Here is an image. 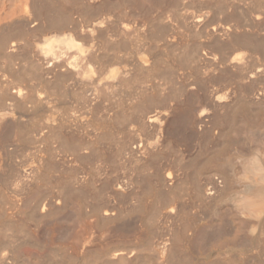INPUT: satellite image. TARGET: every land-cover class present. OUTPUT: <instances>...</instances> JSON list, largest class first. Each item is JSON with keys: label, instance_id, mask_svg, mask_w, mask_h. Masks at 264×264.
<instances>
[{"label": "bare ground", "instance_id": "1", "mask_svg": "<svg viewBox=\"0 0 264 264\" xmlns=\"http://www.w3.org/2000/svg\"><path fill=\"white\" fill-rule=\"evenodd\" d=\"M117 1L119 0H0V264H54V259H58V262L56 260L58 264H264V63L259 62L261 57L253 56L250 53V55H246V53L242 50V48H245V50L258 48L259 46L264 44V41L262 38L258 40L257 37H253L252 34L245 35V33H248L247 29L245 33L242 31H239L241 33L237 32L236 28L231 26L233 25V23L231 25H228L230 21L233 20V18L227 25L224 24L228 22L227 18L223 20L224 23L222 24V20H220L221 22L219 21L220 24H218L216 21L215 23H217L218 25H214L213 23V26H211V28L207 27L209 29L206 31L207 33H204L207 36H204L208 40L206 42L211 41V43L213 42L212 39H224V49L227 52L225 53L223 50L224 54H221L222 56L220 54L218 55L219 51L216 52V55H218V57L221 56V64L219 66L222 67H220L222 71L217 69L216 70L220 72L225 71L224 73L228 71L230 75L232 74V76H230L221 73V75L227 77L225 78L226 80L229 76L233 77V74H235V76L237 75L239 78L238 80L237 78H235L237 80H235L236 86H232L233 83H230L232 81L231 78V81H229L231 86H227L224 82L225 85L220 84L217 88L211 87L210 89V86L208 87V84H205V81L202 80L203 78H205L204 75L206 74L202 75L204 77H202L201 80L199 79L200 81L198 80L200 84H202L201 81L204 84L198 85L195 82L196 78H192V75L190 73H187L186 71L187 74H190V78L194 79V82H191L195 84V86H190L191 82L189 83V85H187V81L190 78L188 79L187 77H185L187 74L184 76V73H180L182 71L178 72L176 71V69L175 71L180 73L178 74L179 76L182 75L184 76L183 78H187L186 82L184 79V82L187 83L186 87L190 86L189 88L187 87L183 89L184 82H182V76L179 77L182 80H178L180 82L176 81V78L174 77V80L171 81L172 78L169 77L168 72L170 71L172 72V74H174L172 71L173 69H171L173 66L171 67V65H169L168 67V61H166L167 65H163L162 67L164 68H162V63L165 64V62L162 61L160 62L161 65L157 66L160 69V71L158 72H160L161 74L162 69L166 68L168 71V68H170L171 70H169L167 74L165 73L163 79L167 76L168 77L163 81H166V79L168 78L170 79L167 80L169 83L165 82L166 84L162 83L161 80V82H158V77L161 78L163 75L160 76L158 72H155L153 73L155 76L156 74L159 75L158 77H155L157 78V82L160 85L165 84L167 86V84H169L170 86V83L172 84L174 83V81H176L179 83L177 84V86H183L182 88L180 87L181 89H183L180 91V93H178V91H171V94H162L161 92H163V90H166L165 88L168 89L169 86H165V88L162 90L160 88L162 87L161 85L159 87L162 90L161 92L160 89L158 90V87H155L154 89L152 84L156 79H152L153 81L151 82V80L149 79L150 77L147 76L150 73L148 72V70L146 71V69H150L149 71H151V68L154 69L153 67L155 66L147 68L148 65L145 55L146 53H144L143 51L142 53L144 54H142L140 57L138 55L140 53L137 52L142 48L141 46H146V41H151L152 43H154L156 38L158 39L157 33L159 34V36L163 32L166 33L164 28L162 30L160 29L161 26H164L159 23L161 26L159 25V28L158 26H156V28L158 29H156L157 33H155L154 38L152 37L154 39V42L152 41L153 39L151 37V40L149 41V36H151V33L152 36L154 35L153 32H151L153 31L151 30V28L154 29L155 27L150 26L151 28H148L147 30V25L150 23V21L152 20V22H154L155 20H159L158 22H161L162 13L166 12L165 10L167 8H169L168 11H170L171 9L173 11L174 6L173 8H171L172 4L178 1L182 2L183 0H121V5L122 2L126 3L123 4V6L126 5V7L130 9V12H127L129 14H127L128 16H130V14L132 16L139 15L137 18L136 16L133 17L135 20L138 18L140 20L141 15V20L144 19L143 22L146 20V23L150 20L149 23L146 24V27L144 25L142 28L139 26L140 24H143L141 23V20L140 24H138V21L135 22L136 24H138V27H140L142 30H146V33L148 32L149 35L148 37H144L145 32L144 35L141 34L143 31L140 34H137L143 36L142 38H146L148 40L144 41V39H142L144 42H139L140 44H144H138L141 47L138 48L137 52L135 51L138 56L134 55V57L131 54V57L140 58V66L146 67L145 70L144 68H142V70L148 73L146 74L145 72L146 75H144L147 76L146 78H148L149 80L145 79L144 76L143 79H145V82H147V84H144V81L143 84L141 83L142 86H146L144 87L146 88V92L145 89L142 88V86L140 87L141 84L139 85V83L142 82V77L140 78V75L144 73L139 71L140 75L138 74V76L141 81L139 80V82L138 80H136L137 82L133 84L136 85V83L139 82L138 85L140 89L138 87V89L132 88L131 84L133 81L131 79V83L128 86L130 87V90L134 89L135 91L132 90V94L130 93V91L127 92V96L128 93H130L129 95H131L130 100L128 98L129 96L126 97V94L124 95L126 98H128L127 101H137V104L134 101V106L136 104L135 108L137 107L139 113L132 107L129 108L130 105L128 104L127 108H129L130 111L132 109V113L135 112L136 114L138 113L140 115L138 116L139 118H137L138 122L134 123H137V125L139 123L142 128H139V130H143V127H146V131L144 130L146 133L143 134L141 130L139 131L141 132V134L139 133L140 135L146 134V143L144 141L143 142L145 144L138 143L140 140L138 139V142L133 146L132 144L127 143L125 139V142L123 141L124 143L121 142V144L119 143L120 139H118L119 141L117 140V144H121L120 146L118 144L119 151L121 153L120 155H118L119 151L116 147L114 148L117 150V154H115L116 152L114 149L113 151L111 150L112 148L108 147H112V143L110 142L113 141H111V139H113V136L110 138L105 134L107 132H101L104 137L96 136L97 134H100V129L99 132H95L94 135V131L91 133V131L93 130V125L89 129L92 128V130H90V133L93 134L94 139L95 136L96 139L97 137H99L98 140L101 139V143L102 141H104V139L102 140V138H106V136L107 139L110 138V141H108L110 145H108L109 143H106V146L108 145L107 147L111 150V152L113 151L115 155H113V152H105L108 153H106L108 156L112 154L113 157L111 155L110 156L113 161L115 160L113 159L115 158V156L116 158L120 159L121 155L123 154L126 156L125 158L128 157L127 160L129 162L132 163L133 161L136 165V169H134L135 167L133 166L128 169H134V171L131 170L130 173L136 172L137 170L135 174L139 173V177L128 178L127 176L128 179H126L125 169L128 167L127 164L129 162L124 159L127 162V167L125 165H122L123 162L120 165L118 164L119 166H117L116 162L118 161L117 163H119V159L117 161L115 160V170H117V167H120V169L122 166L126 167L121 169L123 170L122 172H120L121 174L115 171L118 175H122V173L125 172V176L123 175V178L125 177V180L121 178L122 181H118L116 183L114 182L115 184L113 183V180H111V178L113 179L115 176H117V174L115 173L116 175L114 177H109L111 175L109 173V167L112 164L108 168L105 166L106 170L108 169L109 171H106L104 173L110 174L108 177L114 184V193L117 194V196L122 194L126 196L125 192L131 191L129 196L127 194V197H130L133 191L137 192L138 196L135 194L137 197L135 196L136 200H134L136 201L135 203L137 205L135 206L134 204H132L134 201H130L129 204H131L132 207L130 206V209L128 208L129 210H124L123 212L121 211L122 208L120 207V209L118 208V206L116 208L115 204H110V207L107 206L106 208H96L93 202L96 198L93 197V200H91L90 197H92V195H90L89 198H87L86 195V200H90L88 205L93 202L91 209L95 207L96 210L94 213V217L91 213H89L94 218V222L90 220L91 216L88 218L85 215V219L88 218V222L90 220V222H92V224L96 226V228L99 226L101 233H99L96 237H90L89 234L88 237L82 241L81 245L76 243L74 239V241L69 240L70 234L68 232H65L66 227H68L67 217L69 216L70 218V216H72L71 214H69V212L71 211L70 208L71 205H73V201L76 202L75 199L77 200L78 198L80 200L81 197V194L79 193L80 191H78L77 195H75L76 190H72L73 192H75L73 194L77 198H75V196H73V194L71 193V186L73 185L71 184V182L74 181V179L71 181L70 176H72V172H75V180L83 182L84 177L82 175L84 173H82V171V175H80L81 170L79 171V169L87 162L91 163L89 161L94 160L89 159L91 156L87 158V161L84 158L86 157L87 152H82L81 149H84L83 146L85 145V143H83V146L80 147V152L77 151L78 154H76V151H74L76 150V148L70 149L74 146L77 139L74 140L73 137L70 136L68 116H73V114L68 115L67 112L71 111L72 109H67L68 107H71L67 104L65 105H67L68 107L63 105L64 100L67 99L66 97L68 96L70 90L78 91L82 89V87H84L83 84L87 81L86 79L90 80V72H94V74H92L93 76L96 74V70L98 72V75H96L99 76V82L97 83V87H95L96 84L94 83L95 88L92 89L95 91L97 90V95L99 94V91L102 92L100 94H103V91L106 90L107 92V89H110V87H116L118 89L119 86L121 87L123 85L122 90L121 88H119L122 92L123 89H125L124 87H126L125 82L130 76L128 72L131 69H133V71H130L132 72L131 78H133L134 81L136 79V76L132 77L136 75L135 71L137 72V69L134 71L136 67L135 65L131 69H128V67L127 69L126 67L117 68L119 64L117 63V65L116 62L119 57H116L114 61L115 63L112 61V59L117 56L115 55L116 52L114 51L118 47L117 44L119 43L112 42L113 36L117 35V38L118 35H120V31L118 32L119 34H117L114 30L116 35L115 33L114 35H112L111 32H105L104 30L105 26L107 27L108 25L112 24L113 13L116 12V15L118 13H120L118 15H122V9H120L122 7L121 5H119L120 2L119 4L117 3L116 8H118L117 6H120L119 9L121 11L116 9L118 10V13L117 11L112 13V6H114ZM188 1L192 4H199L206 8L205 10L198 9L199 11L195 12L193 15L190 14V17L192 16V21H190V23L192 22L195 27L199 26L200 28H202V26H209L208 23L211 21L210 19H208L210 16L209 10H207V8L209 7L211 9L213 7V4L214 6H216V3H219V1L221 0ZM211 2L216 3H213L211 5L212 7H210L209 4ZM222 3L224 2L222 1ZM170 5L171 7H169ZM221 5L223 6L224 4ZM124 10L122 12L123 14ZM153 12H155L156 14H160V17L158 15L157 17H159L161 20H157V18L155 19L154 17L153 21V19L150 18V16L154 14ZM167 12L166 14H168ZM156 14H154L153 16H155ZM164 14V17L162 18L168 17H165ZM132 16H130L128 19L132 20ZM142 16L144 17L142 18ZM169 16H171V14ZM120 17L122 18V16ZM123 17L124 18L122 22L121 19L120 22L123 23L122 28L123 30H125L124 32L127 33L128 30L132 32V30L134 31L135 29H137V27H135L134 29L130 28L131 25H124L126 22L124 20L125 16ZM129 22L130 21H128V23ZM158 22L155 23L158 24ZM231 22L237 23L238 21L233 20ZM118 23H116L117 26ZM116 24H112L111 26H116ZM152 24L154 25V23ZM210 25H212V23ZM240 25H242V23H240L239 26ZM245 26L244 28H246ZM110 27L106 29L109 30ZM187 27L190 30L192 28H189V25ZM204 27L202 29L206 30V28ZM112 29H110V31ZM159 29L161 31H164L159 33ZM188 29L186 28L187 31H189ZM195 29L197 31V27ZM123 30H121L122 33ZM156 30H154V32ZM204 30H200V35H202V32H204ZM101 31L106 33L105 36H102V34V37H99V39H101L99 40L97 38L98 40H96V37H98V34L101 33ZM140 31L141 30H139V32ZM196 31H194V33L192 34H197L198 32L196 33ZM248 31L250 32V30ZM134 32H136V30ZM251 32H253V30ZM128 33L130 34V32ZM171 33L173 32L169 33V37L171 39L170 35H172V39L174 40V33ZM199 33L198 36L194 35L196 37H192L194 39L200 37ZM242 33H244V35H242ZM175 34L178 35L179 32ZM179 35L181 37V34ZM185 35L186 34H184V36ZM163 36H160V38H163ZM235 36L237 38H234ZM188 37H190V35ZM116 38H114V40ZM166 38H168V34L167 36H164L163 40H165ZM137 39L141 40V37H137ZM170 39L168 40L169 42L172 40ZM181 39L184 40L183 38ZM199 39H201V37ZM260 40L261 42H259ZM109 41L116 44H113V47L116 46L115 49H111L112 45H109L111 43ZM119 41L121 42L123 40L121 39ZM158 41L159 40H156V43ZM186 41L188 40L185 38V42ZM198 41L201 42L202 40ZM176 42L177 41L175 40L174 44L172 42L168 43V48L170 49L169 46L173 44L174 47L171 46V50L173 49L172 51H174L175 44H177L179 41L177 43ZM185 42L181 43L182 46H185L187 44ZM190 42L192 41H189V43ZM216 42L218 41L215 40V43ZM203 43L206 45L204 40L202 44ZM129 44L132 45L131 42ZM181 44L179 45L181 46ZM194 44L195 43H193V45ZM197 44L199 45H194L196 47L195 50L193 49L194 46L190 44L188 45V47H193L190 49H192V51L194 50L195 54L197 53V55L199 54L198 51H200L201 48L204 51V49L208 46L211 47L212 51H214L217 50V46L220 45L219 43H217L219 45L216 44V49L211 44H209L211 46H203L200 43ZM212 44H214V42ZM147 45L149 44L147 43ZM155 45L156 46L154 47L157 48L158 44ZM179 45L178 47L180 48ZM104 46H106L107 49L104 50ZM125 46L126 44L124 45V47ZM263 46L264 45L261 46L262 49L261 47H259L261 50L258 48L259 51L257 52L264 50ZM147 47L148 46H146V49L149 48ZM150 47V49H152V45ZM188 47L186 46L185 50L187 49V51H189ZM101 48H103L104 52L109 48V51L113 50L112 54L115 56L111 59L110 56L113 55L111 54L109 56L107 54L112 62L109 60L108 61L110 62V64H114L113 66H115L116 64L117 67L115 66V68H112L111 65V68L109 66L106 67H109L108 69L104 68L108 63L104 62V64H102V61H106V58L108 57H106V53L101 51ZM150 49H148L149 52ZM162 49L161 52H167V55L168 51H171L167 48V51H165V49ZM208 49L209 48H207V50ZM98 50L101 51L102 54L104 53V56L106 57L105 59L102 54H99V56L96 54L99 53ZM129 51H127V53ZM169 53L171 54V56L173 55V53L174 55L176 53V56L179 54L177 51ZM170 54L168 55V57L170 56ZM186 54H188L186 57L189 60L188 56L189 54H191V52H188ZM193 54L192 56L194 57L195 55ZM201 54L203 55L202 57H210L211 60L208 58V62L212 61L213 63L214 60L217 61L216 58L218 57L215 55V51L214 54L212 52L209 53V51H204ZM255 54H258L257 56H259V53ZM197 55L195 56L198 60V62L196 63L199 64L200 61L201 64V61H203L205 58L201 59V56ZM100 56L102 60L97 63V59H99ZM125 57L124 60H126L128 63L127 59H129L130 57L128 56L129 58L127 57V59H125ZM263 57L264 55L262 56V58ZM154 59L151 60L154 61ZM170 59H172V57ZM176 59L177 58L175 57V60ZM182 59L185 60V56ZM192 59L190 58L191 61ZM130 60L133 61V58H131ZM120 61H122V59L118 62ZM191 61L188 62L190 63ZM188 62L186 63L189 64ZM217 62L219 64V61ZM217 62H215L214 64H216ZM177 64L179 65V63ZM191 64L189 67L195 65L194 64L191 66ZM197 64V68L195 66V69L200 71V69L198 68L199 65ZM202 64H204V66L206 65V63ZM137 66L140 67L139 65ZM207 67L209 68V66ZM155 69L153 71H155ZM205 69L207 68H204L203 71ZM138 70L140 69L138 68ZM165 70H162V72H165ZM86 72L89 73L87 74L89 78L87 77ZM170 72L169 74L171 76L172 74ZM211 72H208V74H210ZM220 72H217V75H220ZM214 73L216 74V72ZM154 75L151 77L154 78ZM178 75H176L177 78ZM199 76H201V74H199ZM85 77L87 78L85 79ZM215 78L216 77L214 76L213 79L215 80ZM221 78L223 77L220 76V81L225 80H221ZM84 79L86 80L85 82ZM228 80H230V78ZM208 81L209 83H212L209 79ZM208 81H206V83ZM181 82L183 83V85L181 84ZM126 83L128 84L129 82L127 81ZM226 83H228V81H226ZM87 84H89L88 81L86 85ZM215 84L212 83L213 87L214 85L217 86L218 83L215 82ZM89 85H91V83ZM203 85H206L207 87ZM173 86L174 84H172V89ZM197 86L198 88H196ZM116 88L115 92L116 94H118ZM156 88L158 90L156 92H160L161 95H164L163 97L159 95V93L155 92ZM174 89H177V87H175ZM112 90L114 89L112 88L110 92ZM72 91H70V95L74 93H72ZM106 92L102 97H107ZM164 93L166 92L164 91ZM122 94L123 93H121L120 96L118 94L117 96L121 98L123 97ZM78 96L77 99L81 98L80 96ZM83 96L84 94L82 95V97ZM145 96L146 101H144ZM102 97L100 99H102ZM74 98H76L75 95ZM93 98L91 97V102L92 100H94ZM120 98L117 99L119 103L122 101V99ZM88 99L86 98V100ZM116 99L110 100L114 102L116 101ZM57 101H61L62 106H57ZM71 101L73 102V100ZM81 101L83 102V105H85L83 98ZM98 101L99 102H97L96 100L97 103H102L103 99L102 102H100L101 100ZM91 102L87 101V103H89L90 105ZM118 102H114V105H119ZM95 103L92 102L93 105ZM108 103L106 102L105 104L107 106V110H109L108 108L111 106L110 105L108 107ZM121 103L126 104L125 101ZM130 103L131 106H133V102H129V104ZM76 104L71 105L75 106L76 108ZM118 105L117 107H119V109H123V106H121L120 108V106ZM73 106L71 108H74ZM80 107L78 108L80 109ZM145 108L146 110L147 108H151L153 110H151L150 112L147 111L145 115L142 114ZM79 109H77V113H79ZM82 109H86V106H84ZM91 109H93V106L91 107ZM117 109H115V111ZM81 111L80 114L83 113ZM88 111L90 110L88 109ZM102 111L100 110L101 114H103ZM115 111H113L112 113H114ZM104 113L106 115L103 114V116H107V113ZM112 113L109 112L110 115ZM114 114L111 116H114ZM126 114H128V112L125 113V116H123L124 113L123 115L119 113V118L123 116L127 119L129 115H132L128 114L127 116ZM93 115L96 116L97 114L93 113ZM93 115L91 116L93 117ZM110 115H108L109 118L111 117ZM133 115L129 117H132L134 121ZM78 116L80 115L78 114ZM123 117L120 119V121L123 119ZM103 118L108 119V121H112L115 119L114 118L112 120H109V118L107 117ZM103 118H101L100 120H102ZM119 118L117 119L118 121ZM130 118H128L129 120L127 119L128 123L129 121L133 123L132 118ZM95 119L93 120L97 123L98 120L96 121ZM126 119L122 120V125H120L121 127L123 125L127 126V122V124H123V121H126ZM82 120L84 119L82 118ZM80 121V119L79 122L77 120L79 124ZM77 122L76 124H78ZM87 122L89 121L87 120ZM84 123L88 124L86 123V121H84ZM115 123V125H119V123ZM105 125H107L106 127H108V124L106 123L104 125H101L100 127H104ZM70 126L72 127V124H70ZM88 126L91 125L88 124ZM120 126H118L117 128H119ZM130 126L133 128L131 124ZM127 127L123 128L126 129ZM85 129L87 130L88 128ZM125 129L123 130L126 131L127 129ZM94 130L96 131V128ZM74 131L75 130H73V132ZM101 131L103 130L101 129ZM121 131L119 133H121ZM112 133L113 135L116 134L114 133V131ZM130 133L131 131H129V134ZM80 134H82V132ZM120 135L118 134V136ZM132 135L133 134H131V136ZM93 136L90 135L89 138ZM134 136L136 135L134 134ZM70 139H72L73 143L75 142L73 145ZM78 139L80 140L81 137ZM132 140L134 142V138L130 141ZM191 140L194 141L193 143L195 148L193 149V151H190V153L189 149L192 150L191 148H193V146L190 148L187 145L192 144ZM81 141L84 142L85 139H81ZM99 142L97 141V143ZM129 144L132 146H129ZM103 146H105V144ZM74 147H78V144H75ZM87 147L92 148L91 143L89 146L87 145ZM107 147H105L106 149H104L107 150ZM95 149H98V153L101 152L98 147ZM104 149L102 150L104 151ZM71 150H73L74 153L71 152ZM93 151L94 150H92V152ZM81 152L82 156L84 154V157L82 158L85 159L84 161H86V163L84 161H81L80 157H76V155L81 156L79 154ZM71 153H73L75 157L77 159L79 158V161H81H78V165L82 162L85 163H82V166L77 168V171H75V165L77 164L75 162L77 161L74 158L73 162L75 161V164H73L70 158ZM98 153L94 154L96 155V159L97 156L100 157V153ZM73 154L72 156L74 157ZM107 155L105 156L103 154L102 156L106 159ZM117 155L119 157H117ZM123 155L121 161H123ZM108 159L110 160L109 163H111L112 160L109 157L107 158V160ZM106 161L104 163L107 164ZM93 163L96 162L94 161ZM130 164L128 165L130 166ZM137 164H139L140 166L146 165V169H144V172L146 171V175H144L143 171L141 173L138 172L141 169H137ZM96 165L98 166H96L97 168H100L99 164ZM89 166H91V169L93 168L92 165ZM113 166L111 167L113 168ZM69 168H71V172ZM103 168L104 167H102V170ZM81 169L86 168L82 167ZM90 170H88L87 168L86 171L88 172ZM99 170L98 174H100L101 171ZM101 172L103 173V171ZM78 173L80 176H78ZM89 173L91 176H96L94 172V175L92 174V171ZM106 175L105 177H107ZM101 176H103V179L106 180L104 175L101 174ZM117 177L115 181H117ZM85 179L89 183L90 180L87 179V177H85ZM95 179L96 178L92 179L94 183ZM119 179L120 178L118 177V180ZM96 180L98 182V179ZM104 180H102V182ZM91 181L89 184H93V182ZM102 182L94 184L96 185L95 187L98 186L100 188ZM105 182V185L102 184L104 185V187L108 185V182L107 185ZM92 184L90 188L93 187L94 189H97V191L100 190L98 188H95L94 185L92 186ZM109 186L110 185L107 186L108 188L106 187V191L112 188H109ZM104 187H101L103 188V191L100 190L101 194H103L105 191ZM114 193L112 192V195L115 196ZM97 194L99 195V193ZM107 194L105 195L107 196ZM98 195L96 197H98ZM107 197L105 198L106 200ZM131 197L129 199L126 198L127 202L134 196L132 198ZM79 200L77 202H79ZM86 200H84V203L87 204L88 201ZM106 200L103 201L105 202V205L109 204V199L107 202ZM80 202L79 204H75V206H80L81 204L83 208V201L81 203ZM80 207L78 209L79 212ZM83 211L84 210H82V212ZM78 218L76 217V219ZM70 225L72 226V224L69 223V228L73 230ZM39 229H42V231L44 230V235L41 233V239L38 238L39 236L41 237V234H39V236L37 237V232L39 231ZM90 230H92V228H90ZM74 231L75 230H73V232ZM73 232H71V234ZM81 234H83V231L81 232ZM73 236H75V234H73ZM73 236L70 235V238H73Z\"/></svg>", "mask_w": 264, "mask_h": 264}, {"label": "rangeland", "instance_id": "2", "mask_svg": "<svg viewBox=\"0 0 264 264\" xmlns=\"http://www.w3.org/2000/svg\"><path fill=\"white\" fill-rule=\"evenodd\" d=\"M183 1H184V2H183ZM183 1H182V2H181V1H178V2H176V3H173V4H172V7H171V5H170L169 7H171V8H173V6H174L173 11H172L171 8H170V9H171V10H170L171 12L168 11L169 8H167V9L165 10L166 12L168 11V12H167L168 14H169V12H170L171 16H169L170 14H169V15L166 14V12H164L165 14L162 13V15H161V19H162V21L164 20L163 23H162V21H161V22H158V21H159L158 19H160V18H159V17H160V16H159L160 14H158V13L156 14L155 12H153V13L156 14V15L153 16L154 14L152 13L153 15L150 16L151 19H153V18L155 17V19L157 18L158 21H156V20L154 21V19H153L154 22H152V20H151V21L149 20L150 23H149V21L146 23V20L143 22L144 19L141 20V15H140V20H141V23H143V24H140V20H139V18L135 20L134 17H133V16H136V18H137L139 15H133V16H132V15L130 14V16H132L133 18L131 17L132 20H129L128 18H129L130 16H128L129 14H128L127 12H130V9L127 8L126 5L123 6V4H126V3H123V2H122V5H121V0L117 1V2L114 4L115 7L112 6L113 9H111L112 7L109 8V9L112 10V13L115 12V11H117V13H118V10H120V9H122V12H123V10L125 9V10H124V14L121 12L122 15H118V14H120V13H118V14H117L118 16H117V15H116V12L113 13V16H114V17L117 16V17L114 18V17L112 16V19H113L112 24H116V23L119 22V23H118V26H117V24H116V26H114V25L111 26L112 24H110V25H108L107 27L105 26V29H104V30H105V32H106V31H108L109 33L111 32L112 35H114L115 32H116L117 34H119L118 32L120 31V35H118L119 38H118V37L116 38L117 35H116V33H115L116 36H113V41H112V42H115V43H118V42H119L118 44H120L121 46L117 44V46H118L119 48H118V47L116 48V46L113 47V44H115V43H112L111 41H109V42H111L110 44L108 43L109 45H112V48L110 47L111 49H113V48L115 49V48H116L114 52H116V53L118 52L117 54L115 53V55H117V56H115V55L112 54L113 50H112V51H111V50L109 51L110 48L104 52V50L107 49L106 46H109V45L104 46V50H103V48H101L102 50L99 49V50L103 51L104 53H106L105 55H106V57H108V58H106V57L104 56V53L102 54V52L98 50L99 53H96V54H97L98 56H99V54H100V55L102 54V56H104V59L106 58V61L103 60V61H102V64H104V62H105V63H108L107 65H105L104 68H105V69H108L111 65H112V66H111L112 68H113V67L115 68V66H116L117 63L119 64V65L117 64V65H118V67L116 66L117 68H119V67H120V68H125V67H126V69H127V67H128V69H131V68H133L134 65H135L137 68L135 67L134 71L137 69V72L135 71L136 75L132 76V77H135V76H136V77H135V78H136L135 81L133 80V78H131V75H132L131 73H132V72H130V71H133V69L129 70V72H128V73L130 74V76H129V74H128V76H129L130 78H129L128 76H127V77H128L129 79L126 77V78H127V81H128L129 83H128V84L126 83V82H127L126 79H125L126 82L124 81L125 84H126V87H127L128 85H130V83H131V79H132L133 82H132L131 86H132V88H134V89H138V88L140 89V87L142 86V84L145 82V79H148V78H146V77L149 76V77H150L149 79L151 80V82H152L154 79H156L155 81H153V82L155 83V85H154V83L152 84V83L150 82V83L152 84V86L154 87V89H155V87H158V90H159L160 88L163 90V89L165 88V86H166L165 84H166V83H169L167 80L170 79V78H168V79H166V81H163V80H164L165 78H167L168 76L165 77L164 79H163V77L165 76V73L167 74V72H168L169 70H171V69H173L172 71H173V73H174V74H172V72L169 71V72L172 74V75L170 76V74H169V72H168L169 77L172 78L171 81L174 80L173 77L176 78V81H178V80L182 81L181 78H183L187 73H190V74L192 75V76H191L192 78L194 77V78L197 79V80L195 79V82H196V84H198V85H202V84H204L202 81H201L202 84H200L199 81L202 79V77L205 76V78H203L202 80L205 81V84H208V87L210 86V87H209L210 89H211V87H212V88H217L218 85H220V84H221V85H222V84H223V85L226 84L227 86H231V84L233 83L232 86H236V81H237L238 78H239L237 75L235 76V74H233V77H230V76H232V74L230 75V73H228V71L226 72V73H228V74L224 73L225 71L220 72V71H222V69H220L221 66H219V65L221 64V63H220V61H221V60H220V59H221L220 57L224 54V53H223V50H224L225 53L227 52V51L224 49V46H225V44H224V39H223V40H222V39H212V41L214 42V44H212L213 42L211 43V41H209L210 43H209V42H206V41H208L207 38H205V36H207V35L204 34V33H207L206 31H207L209 28H211V26H213V23H214V25H218V24H220V22H221L220 20H222V22H221V24H222V23H224L223 20H225V19L227 18L228 22L225 21L226 23H224V24L227 25V24L229 23V21L233 18V20H235V21L237 20L238 22H237V23H236V22L234 23V22H231V21H233V20H231L230 23H229L228 25H231V24L233 23V25H231V26H233L234 28H236V31H237V32L242 31V32L245 33V32H246V29H247V32H248V33H245V35H251V34H252L253 37H255V38L257 37L258 40L262 38L263 41H264V0H259V1H258V0H233V1H232V0H221V1H219L220 5H219V3L213 2V3H216V4H217V5L215 4L216 6H214V4L211 2V3L209 4V6L212 7L211 5L213 4V7L210 9V8L207 6V7L209 8V9L207 8V10H209V16H210L208 19H210L211 21L213 20V21H212V22H211L210 20H209L210 22L208 21V22H209V23H208L209 26H208V25L205 26V27L202 26V28L204 27V28H206V30L200 28L199 26H196V27H197V31H196V29H195L196 27L192 24V22L190 23V21H192V18H191L192 16L190 17V14L193 15L195 12H198L199 10H202V9L205 10L206 8H205L204 6H202V5L195 4V3H193V4H194V5H193V4L190 3L188 0H186V1L183 0ZM222 1H223L224 3H222ZM119 2H120V4H119ZM261 2H262V3H261ZM117 3H118L119 5H121L122 8L119 9L120 6H117L118 8H116ZM221 4H224V5L222 6ZM128 5H129V2H128ZM145 5H146V4H145ZM225 5H226V6H225ZM255 5H257V6H255ZM258 5H259V6H258ZM261 5H262L263 7H262ZM196 6H197V7H196ZM198 6H199V7H198ZM219 6H220V7L222 6V7H221L222 9H221ZM109 7H110V6H109ZM125 7H126L127 9H126ZM180 7H181V8H180ZM203 7H204V8H203ZM216 7H217V9H216ZM258 7H259V8H258ZM192 8H193V9H192ZM116 9H118V10H116ZM181 9H182V10H181ZM198 9H199V10H198ZM212 9H213V10H212ZM113 10H114V11H113ZM127 10H128V11H127ZM220 10H221V11H220ZM222 10H223V11H222ZM251 10H252V11H251ZM120 11H121V10H120ZM125 12H126V13H125ZM256 12H257V13H256ZM127 14H128V15H127ZM163 14L165 15V17H166V16H168V17H166V18H162V17H164ZM253 14H254V16H253ZM256 14H257V16H256ZM157 15H158L159 17H157ZM120 16H122V18H121ZM123 16H125V19H124V20H125V22H126V23H125V22L123 21V22L125 23L124 25H128V26L131 25L130 28H133V29H134L135 27H137V29H135L136 32H134L135 30L133 31L132 29H131L132 32H131L130 30H128V31L126 30L127 33L130 32V34L128 33L129 35H128L126 32H124L125 30H123V28H122V27H123V26H122L123 23H121L122 20H123V18H124ZM152 16H153V17H152ZM221 16H222V17H221ZM246 16H247V18H246ZM255 16H256V17H255ZM261 16H262V17H261ZM118 17H119V18H118ZM143 17H144V16H142V18H143ZM169 17H170V18H169ZM229 17H230V18H229ZM116 18H117L118 20H117ZM131 18H130V19H131ZM150 18H149V19H150ZM167 18H169V19H167ZM211 18H212V19H211ZM221 18H222V19H221ZM120 19H121V22H120ZM161 19H160V20H161ZM177 19H178V20H177ZM250 19H252V20H250ZM127 20L130 21V22L132 21V22H131V23L129 22V23H130V24H129ZM133 20H134V21H133ZM183 20H184V21H183ZM188 20H189V21H188ZM115 21H116V22H115ZM117 21H118V22H117ZM136 21L139 22L138 24H140L139 26H140L141 28H142L144 25H145V27H146V24L149 23L150 25L148 24L149 27H148V25H147V30H148V28H151V27H154V26H155L154 29L151 28V30H153V31H151V32H153V34H154L153 36H152V33L149 31V32L151 33V36H149V41L151 40L152 37L154 38V37H155V33H157V30H158V29L156 28V26H158V28H159V25L162 24L164 27H162V26L160 25V26H161L160 29H161V30H162L163 28L165 29L166 33L168 34V38H166L167 40H166V39L163 40V39H164V36H167V34L163 32L164 30L161 31V30L159 29V31H160L159 33H161V32L164 33V34L161 33L160 36H163V35H164V36H163V38L161 37V38H162V39H161L160 36H159V34L157 33V35H158V39L156 38V40H159V41L156 43V40H155V42H154V39L152 38V39H153L152 41H153L154 43H152L151 41H150V42H151V45H152V49H153V50L150 49V48H151V47H150V46H151V45H150V42L146 41V40H148V39H146V38H142L143 36H141V35H137V34H140V33L143 31L141 34L144 35V32H145V36H144V37H148L149 33L147 32V33H148V34H147V33H146V30H142L140 27H138V24L135 23ZM216 21H217L218 24L215 23ZM219 21H220V22H219ZM114 22H115V23H114ZM155 22H158V24H156ZM187 22L190 23V24H188ZM239 22L242 23V25L239 26V24H240ZM120 23H121V24H120ZM127 23H128V24H127ZM152 23H154V25H153ZM159 23H160V24H159ZM211 23H212V25H210ZM238 23H239V24H238ZM185 24H186L187 26L189 25V28L192 27L191 30L188 29V27H187ZM191 24H192L193 26H192ZM235 24H237L238 26L235 25ZM258 24H259V25H258ZM120 25H121V27H120ZM135 25H136V26H135ZM243 25H244V26L246 25V26H245L246 28H244ZM110 26H111L112 28H114V27H115V28L112 29ZM150 26H151V27H150ZM235 26H236V27H235ZM247 26H248V27H247ZM251 26H253V27H251ZM254 26H255V27H254ZM108 27H110V29H112L113 31H112V30L110 31V29L107 30ZM145 27H144V28H145ZM207 27H209V28H207ZM237 27H238V29H237ZM103 28H104V27H103ZM106 28H107V29H106ZM116 28H117V29H116ZM138 28H140V29H138ZM144 28H143V29H144ZM186 28H187L189 31H187ZM199 28H200V29H199ZM239 28H240V29H239ZM253 28H254V29H253ZM118 29H119V30H118ZM145 29H146V28H145ZM156 29H157V30H156ZM193 29H194V30H193ZM241 29H242V30H241ZM256 29H257L258 31H257ZM114 30H115V32H114ZM116 30H117V31H116ZM121 30H123V33L121 32ZM139 30H141V31L139 32ZM154 30H156V31L154 32ZM178 30H180L181 33H180V31H178ZM200 30H201V31L204 30V32H202V35H203V36L205 35L204 37H203L202 35H200V34H201V31H200ZM248 30H250V32H249ZM252 30H253V32H251ZM167 31H168V32H167ZM176 31H177V32H176ZM182 31H183V32H184V31H187L188 33L190 32L191 34H190V33L188 34L187 32H184V33H183ZM192 31H193V32H192ZM194 31H196V33H197V32L199 33V31H200L199 35H200L201 39H199L200 37H197V38H195V39L193 38V37H196V36H194V35H197V36H198V33H197V34H192V33H194ZM255 31H256V32H255ZM105 32H102V31H101V33L98 34V37H96V40H98L99 37L105 36V34H106ZM170 32H173V33H174L173 37L175 36V37H174V40H173V39H172V35H170V36H171V39H172L174 42H175V40H176L177 42L179 41L178 43L176 42L178 45L181 44V43H184V42H185V38L188 40V41L185 42V43H187L185 46H184V45L182 46V44H181V46H182V47H181V46L179 45L180 48L178 47L177 44H175V50H174V51H175V52L177 51L179 54L177 53L178 55L176 56V53H175V55H174V53H173V55H174L178 60H177V59L175 60V57H174L173 55L171 56V54L169 53V52H174V51H172L173 49L171 50V46H173L174 42H173V41L170 39V37H169V33H170ZM178 32H179V34H181V37H180L179 34H178V35L175 34V33H178ZM131 33H133V34H131ZM173 33H171V34H173ZM239 33H241V32H239ZM244 33H242V35H244ZM102 34H103V35H102ZM122 34L125 35V36H123ZM126 34H127V35H126ZM134 34H135V35H134ZM162 34H163V35H162ZM165 34H166V35H165ZM184 34H186V35H185L186 37L184 36ZM101 35H102V36H101ZM121 35H122V38H121ZM130 35H131V36H130ZM157 35H156V36H157ZM176 35H177V39H176ZM187 35H188V36L190 35V37H188ZM129 36H130L131 38H130ZM178 36H179V38H178ZM182 36H183V37H182ZM192 36H193V37H192ZM128 37H129V38H128ZM137 37H141V40H139L140 38L137 39ZM150 37H151V38H150ZM97 38H98V39H97ZM114 38L119 39V40L122 39L123 41H124V40H125V41H124V42H123V41L120 42L119 40H116V39H115V40L117 41V42H116V41L114 40ZM127 38H128V40H129V39H130V40L128 41ZM159 38H160V39H159ZM181 38H183L184 40H182ZM203 38H204V39H203ZM234 38H237V37L235 36ZM234 38H233V41H234ZM100 39H101V38H100ZM100 39H99V40H100ZM142 39H144V41H146V42H145V43H146V46L149 47V48H148V47H147V48L150 49V52L152 51L151 53L149 52L148 49H146V46H145V45H144L145 48H144V46H141L142 48L139 46V45H143V44H144V43H143V44H140V43H139L140 41H141V42H144ZM169 39L171 40L170 42L168 41ZM179 39H180V40H179ZM131 40H132V41H131ZM198 40H200V41L202 40V41L199 42ZM203 40H204V42L206 43V45H205L204 43L202 44ZM215 40H217L218 42L215 43ZM235 40H236V39H235ZM166 41H167V42H166ZM189 41H192L193 43H195L194 45H196V46L199 45V44H197V43H200V44L203 45V46H207V45L211 44V45L214 46L215 48H216L217 45L220 44V45H221V46L219 45L220 48H219V46H217L218 49L216 48L217 50H214V51H215V55L217 54V53H216L217 51H219V52H218V55H219V54H220V55L222 54L220 57H218V55H216V56L219 58V59L216 58L217 61H219V64H218V62H217L216 60H214L213 63H212V61H209V62H208V60L210 59V57H206V56H205V57H202L203 55H202L201 53H203L204 51H205V52H208V51H209V53L212 52V53L214 54V51H212L211 47H208V46H207V48H209L208 50H207V48H205L204 51H203L202 48H201L200 51H198V52H199L198 55L201 56V59H204V58L206 59V60L204 59L205 61L203 60L204 62L201 61L202 63H206V65L204 66V64H202V63H201L202 65H201V64H200V61H199V64H197L196 62H198V60H197V57H195V56L197 55V53L195 54V51H194L196 47L193 45L192 42L189 43ZM195 41H196V42H195ZM222 41H223V42H222ZM130 42L132 43V45L129 44ZM171 42H172L173 44H171V45L169 46V47H170V49H169L167 45H169L168 43H171ZM259 42H261V40H260ZM123 43H124V44H123ZM134 43H137V44H134ZM147 43H148L149 45H147ZM191 43H192V44H191ZM217 43H219V44H217ZM222 43H223V44H222ZM262 43H263V42H262ZM262 43H261V44H262ZM125 44H126V46L124 47ZM138 44H139V45H138ZM155 44H158V45H157V48L154 47V46H156ZM189 44L192 45V46H194V48L191 47V46L188 47ZM216 44H217V45H216ZM259 44H260V43H259ZM115 45H116V44H115ZM122 45H123V46H122ZM129 45H130L131 47H130ZM134 45H135V46H134ZM136 45H138L139 47L136 46ZM165 45H166V46H165ZM211 45H209V46H211ZM262 45H264V44H262ZM262 45H261V46H262ZM176 46H177V49H176ZM186 46L188 47V50H189V51H187V49L185 50ZM261 46H259V47H261ZM123 47H124V48H123ZM129 47H130V48H129ZM164 47H166L168 50H171V51H168V55L170 54L169 57H170V58L172 57V59H170V58L168 57L167 52H165V51H167V50H166V48H164ZM173 47H174V46H173ZM183 47H184V48H183ZM214 47H213V48H214ZM259 47H258V48H259ZM134 48H137V49H134ZM138 48H141L142 51H141V49L138 50ZM155 48H156V49H155ZM162 48L165 49L164 52L166 53V55H165V53H162V52H161V49H162ZM178 48H179V49H178ZM190 48H193V49H194V50H193V51H194V54H193L192 49H190ZM215 48H214V49H215ZM221 48H222V50H221ZM258 48H251V49H246V50H245V48H242V50L246 53V55H247V54H248V55L251 54V55L256 56V57H261V59H260L259 62L264 63V60H262V59H264V57L262 58V56L264 55V50H262V51H260V52H257V51H259V49H260V48H259V49H258ZM123 49H124V51H123ZM133 49H134V50H133ZM144 49H145V50H144ZM164 49H162V50H164ZM219 49H220V50H219ZM261 49H262V47H261ZM261 49H260V50H261ZM263 49H264V46H263ZM117 50H118V51H117ZM129 50H130V51H129ZM132 50L134 51L135 54L133 53ZM137 50H138V52H137ZM147 50H148V51H147ZM184 50H185V51H184ZM206 50H207V51H206ZM210 50H211V52H210ZM248 50H250V51H248ZM98 51H97V52H98ZM107 51H108L109 53H110V52H111V53L109 54ZM127 51H129V52L132 51V52H131V53H129V52L127 53ZM135 51H136L137 53H140V54H138L140 57H141L142 54L146 53L145 55H146V58H147V65H148L147 68H151V67L155 66V67H153L154 69L156 68L155 71H153L154 69H152V68H151V71H149L150 69H146V67L140 66V60H139L140 58H138V57L134 58L135 56H138L137 53H136ZM143 51H144V53H142ZM145 51H146V52H145ZM221 51H222V53H221ZM246 51H248V52H246ZM252 51H254V52H252ZM121 52H122V53H121ZM124 52H125V53H124ZM148 52H149V53H148ZM188 52H189V53L191 52V54H189V56H188L189 60H188L187 57H186V56L188 55V54H186V53H188ZM249 53H250V54H249ZM255 53H259V56H257L258 54H255ZM107 54H108L109 56H110L111 54L113 55V56H110L111 59H112V57L115 56L114 59H112L113 62L115 61L116 57H117V58L119 57L118 60H117V62H116V64H115V66H113L114 64H110L109 61H111V60L109 59V56H108ZM120 54H122V55H120ZM128 54H129V55H128ZM131 54H132V56H134V55H135V56H134V57H131ZM149 54H150V56H149ZM185 54H186V55H185ZM192 54L195 55V56L193 57ZM200 54H201V55H200ZM147 55H148V56H147ZM198 55H197V56H198ZM260 55H262V56H260ZM125 56H126V57H125ZM128 56H129L130 58H129ZM158 56H159V57H158ZM178 56H179V58H178ZM184 56H185V60L182 59ZM191 56H192V57H191ZM121 57H122V58H121ZM124 57H125V59H127V57L129 58V59H127V60H128V63H127L126 60H124ZM155 57H156V58H155ZM157 57H158L159 59H158ZM160 57H161V58H160ZM173 57H174V60H173ZM98 58H99V57H98ZM131 58H133V61L130 60ZM154 58H155V59H154ZM162 58H165V59H162ZM190 58H191V59H192V58H195L197 61H196L195 59H192V61H191ZM208 58H209V59H208ZM99 59H100V60H99ZM99 59H97V63L100 62V61L102 60L101 56H100ZM121 59H122V61H124V62H122V61L118 62V61L121 60ZM134 59H135V60H134ZM149 59H150V60H149ZM151 59H154V61L151 60ZM156 59H157V60H156ZM207 59H208V60H207ZM108 60H109V61H108ZM155 60L158 62V64H157V62H156ZM158 60H159V61H158ZM186 60H187V61H186ZM210 60H211V59H210ZM255 60H256V59H255ZM255 60H254V61H255ZM112 61H111V62H112ZM129 61H130L131 63H130ZM137 61H138V62H137ZM149 61H150L151 63H152V62H153V63L156 62V63H155L156 65L153 64V63L151 64ZM162 61H164L165 64L162 63V65H161L160 62H162ZM166 61L169 62V63L167 62L168 65L166 64ZM177 61H180V62H177ZM188 61H191V62L189 63ZM206 61H207V62H206ZM125 62H126V63H125ZM176 62L179 63L180 66H179ZM186 62H188L189 64H187ZM193 62H195V63H193ZM215 62H217V63L214 64ZM114 63H115V62H114ZM138 63H139V64H138ZM191 63H193V64H191ZM207 63H208L209 65H208ZM251 63H252V62H251ZM99 64H101V63H99ZM149 64L152 65V66H150ZM190 64H191V66L194 65V64H195V65L192 66V67H189ZM196 64L199 65L198 68L200 69V71L197 70V69H195ZM123 65H124V66H123ZM137 65H139L140 67H138ZM147 65H146V66H147ZM158 65H159V66L161 65V67H162L163 65H164V66L167 65L168 67H169V65H171V67H172V66H173V67H172L171 69L168 68V71H167L166 68H165L166 70H165V69H162L163 71L165 70V72H162V70H161V74H160V72H158V71H160V69L157 67ZM107 66H109V67L106 68ZM200 66H201V68H200ZM202 66H203V67H202ZM207 66H209V68H208ZM97 67H98V64H97ZM97 67H96V68H97ZM111 67H110V68H111ZM175 67H176V68H175ZM179 67H180V68H179ZM193 67H194V71H193ZM96 68H95V70H96ZM102 68H103V67H102ZM138 68H139L140 70H138ZM142 68H144V70L146 69V71L148 70V72H149L150 74L147 75V76H145V75L148 74V73L145 71V72H146V74H145V72L142 70ZM162 68H164V67H162ZM174 68H175V69H174ZM178 68H179V69H178ZM191 68H192V69H191ZM196 68H197V66H196ZM204 68H207V69H205V70L203 71ZM218 68H219V69H218ZM221 68H222V67H221ZM105 69H104V70H105ZM176 69H177V70H176ZM189 69H190V70H189ZM211 69H212V70H211ZM216 69H217V70H220V71H217ZM141 70H142V71H141ZM156 70H157V71H156ZM175 70L178 71V72L182 71V72H180V73H181V74L184 73V76L180 75V76H182V77L179 78L180 76H179L178 74H180V73L176 72ZM139 71H140V72H144V73H142V75H140V72H139ZM186 71H187V73H186ZM188 71H190V72H188ZM195 71H197V72L199 71V72L197 73V72H195ZM211 71H212V72H211ZM88 72H89V71H88ZM155 72H156V73L158 72V73L160 74V76L163 75V76L160 78V77H158L159 75L156 74V76H157L158 79H159L158 82H161V81H162V83H165V82H166L164 85L161 84L163 88L160 87L161 85L157 82V78H155L156 76L153 74V73H155ZM175 72H176L177 74H176ZM208 72H211V73L208 74ZM214 72H216V74H215ZM217 72H220V73H219L220 75H217ZM90 73H91V74H89V73L86 72V75L89 74L90 80H89V79H86V78L88 77V75H87V77H85V79L89 82V84L91 83V85L87 84V85H89V86H87V85H86L87 81L84 79V82L86 81V83H84L83 85H84V87L86 86V87H88V88H86V87H85V88L82 87V89H80V90H78V89H74V90H78V91H72V90H70V91H72V93L74 92L73 94L76 96V98H74V95H73V94L70 95L71 92L69 91V94H68L69 98H68V96H67V97H66L67 99L64 100V104H63V105L67 104V105H69V106L72 107V106L75 105L76 102H77L78 107H80V106L83 105V102L81 101L82 98H83V101L85 102V103H84L85 105H83L82 107H80V109L77 107V104H76V108H75V106H73L74 108H71V107L69 108L67 105H65V106L68 107V108L66 107L67 109H69V110L72 109L71 111L67 110V111L70 112V113L67 112L68 115H69V114H73V116H72V115H71V116H70V115L68 116V119H69V127L72 128V129L69 128V133H70V136H72L74 140L77 139L78 142L75 141L76 143H75V142H74V143H75V144H78V147H79V148H78V147H74L75 144L72 142V139H70L71 142H72V145L74 144V146L71 147L70 149H73V148L75 149V148H76V150H74V151H76V154H78L77 151L80 152V149H81L80 147H82V146H83L82 144L85 143V145L83 146L84 149L82 148L81 150H82V152H83V151H84V152H87V155H88V156L86 155V157H84V154H83V156H82V155H81L82 152H81V153H79L81 156L76 155V157H77V156L80 157V160H81V161H84L85 159H86V161H87V158H89V157L91 156L89 159H90V160L92 159V160H94V161L96 162V163H93L94 161H89V160H88V161L91 162V163H88V162L86 163V161H84L87 165H86L85 163H83V162H82V163L85 164V165L82 166V165H81L82 163H79V165H78L79 158L77 159V158L75 157V155L73 154L74 151L71 150V152H73V153H71V155H70V156H71V157H70V158H71V161L73 162L74 158H75L76 161H77V162L74 161L75 163H77V164L75 165L76 167L73 165V166L75 167V171H77V170H78L77 168H79L80 166L85 167L86 169H81L82 167H80V169H79V171L81 170V171H80V175H82V173H84V174L82 175V176L84 177V178H83V179H84V180H83L84 183H83L82 181L80 182V181H76V180H75V179H76V177H75L76 175H74L75 172H72V176H70V177H71V178H70L71 181H72L73 179H74V181H75V182H74V181H72V182L70 181L71 184L74 185V186H73V185L71 186V193L73 194V193L76 192L75 195H77V192L80 191L79 193L81 194V197H82V198L80 197V200H81V202L83 201V203H82L83 208H82L81 204H80L81 207H80L79 205H78V206H77V205L75 206V204H77V203L79 204L80 200H79V199L73 194V196H75V198H77V200L74 198L75 201L77 202V201L79 200V202L76 203V202L73 201V205H71V208H70L71 211L69 210V211H70L69 214H71L72 216H70V218H69V216L67 217V219H68V227H66L65 232H68L71 236H73V234H75V236H73V238H72V237L70 238V235H69V240H72V241L75 240V242L78 243V244H80V245L82 244V241H83L85 238L88 237L89 234H90V237H96L99 233H101V230H100L99 226H98L97 228H98L100 231L96 228V226H94V225L92 224V222H94V218H93V217H94V213H95V210H96L97 207H99V208H106L107 206L110 207V204H115V205H116L115 207H116V208H117V206H118V208L121 207L123 210H122L121 208H120V209H121V211L123 212L124 210H129V209H130V206H131V204H129L130 201L133 202L134 200H136V199H135V196H136V195L138 196V193L135 192V191H133L131 196H132V197L134 196V197L132 198V197L130 196L133 200L130 199V200L127 202V199H126V198H128V199L130 198V197H127V194H128V196H129V194H130L131 191H130V192H125V193H126V196H124L123 194L117 196V194L114 193V192H115V190H114V189H115L114 184H115L116 182H118V181H122V179L125 180V177H126V179H128V178H132V177H134V178H135V177H139V176H138L139 173H138V174H135V173L137 172V170H136V172H131V173H130L131 170L134 171V169H136V165L134 164V162H133L132 160H131L132 163L129 162V161L127 160L128 157L125 158L126 156L122 154V155H123V161H121V160H122V155H121V158H120V159H119V158H116V156H115V158H113V159H115L116 161L119 159V163H117V162H118V161H117V162H116V165L119 166L122 162H123L122 165H125V166H126L127 162H129L128 164L131 163L132 165L130 164V166H129V165L127 164V166H128V167L126 166L127 168L124 166V167L127 169V170L125 169L126 176L124 175L125 172L122 173V175H118L116 172H119V174H121L120 172L123 171V170H121V169H123L124 167L122 166L121 169H120V167H117V170H115V169H114V168L116 167V166H115V160H114V161L112 160V158H111L112 154H110L111 156H110V155L108 156V155H107L108 153L105 152V151H109V153H112V152L115 150V152H116L115 154H117V150H116L114 147H116V148L118 149V151H119V146L122 144L121 142H123L124 139L126 140L127 143H130V144H132L133 146L138 142V141H137L138 139L141 140V141L139 140L138 143H141V144H143L144 142L146 143V134L143 135L144 133H146V132H145V131H146V127H143V130H141L142 128H141V126L139 125V123H138V125H137V123H134V122H138V119H137V118H139L138 116H140V115L138 114L139 112H138L137 107L135 108V106H136V104H137V103H136L137 101H135V100L133 99V100L135 101V103H136L135 106H134V101H132V100L129 101V100L131 99V95H129V94H130L131 91L134 90V89H131V90H130V87H129V86H128L127 88L124 87L125 89H123V91L126 92V93H124L123 91L121 92V90H122V88H123V85H122L121 87H120V86H119V87L117 86L118 89L121 88V90L119 89L120 91L115 87V88L117 89V92H118L119 96L121 95V93H123V94H122L123 97L120 98V97L117 96L118 94H116V92H115V91H116L115 88H114V87H110V89H109V88L107 89V92H106V90L103 91V92H104L103 94H105V92H106L107 97H108V96H109V97H108V98H107V97H102L103 94H100V93H102V92L99 91V92H98L99 94L97 95V93H96L97 90H96V91L93 90L95 87H97V85H98L97 83L99 82V76H97V75H98V72H97V70H96L95 73H96L97 75L95 74V75H93V76H92V74H94V72H90ZM162 73H164V74H162ZM212 73H213V74H212ZM221 73L224 74V75H230V76L228 77V79L230 78V80H228V79L226 80L225 78H227V77L224 76V75H221ZM138 74L140 75V78L142 77V78H141V79H142V82H140L141 80H140ZM144 74H145V75H144ZM151 74L154 75V78L151 77V76H153V75H151ZM190 74H187L185 77H187V78L189 79V78H190ZM199 74H201V76H199ZM203 74H206V75H207V78H206V75L202 76ZM150 75H151V76H150ZM173 75H174V76H173ZM176 75H178V78H179V79L177 78ZM188 75H189V77H188ZM197 75H198V76H197ZM208 75H209V76H208ZM212 75H213V76H212ZM144 76H145V79H143ZM210 76H211V77H210ZM214 76L216 77V78H215L216 81L213 79ZM220 76L223 77V78H221V80H224V79H225V80H224V81H220V80H219V79H220ZM89 77H88V78H89ZM137 77H138V78H137ZM197 77H198V78H197ZM217 77H218V78H217ZM187 78H183V81H182V82H184V79H185V82H186V81H187ZM192 78H190V79H192ZM211 78H212V80H211ZM231 78H232V81H231ZM235 78H237V80H236ZM91 79H92L93 81H92ZM149 79H148V80H149ZM152 79H153V80H152ZM190 79H189V80H190ZM199 79H200V80H199ZM208 79H209L210 82H212L213 84H215V82H217V83H218L217 86H215V85H216V84H215L214 87H213L212 83H209ZM217 79H218V80H217ZM136 80H138V81L140 80V81H139L140 83L138 82L139 85L142 83V84L140 85V87H139L138 83H136V85L133 84V83L137 82ZM160 80H161V81H160ZM189 80L187 81L188 84L184 82V87L182 86L183 89H185V88H187V87L189 88L191 85H194V86H195V84L192 83V82H194V81H193L194 79H192V80H190V81H189ZM198 80H199V81H198ZM235 80H236V81H235ZM91 81H92V82H91ZM143 81H144V82H143ZM171 81H170V82H171ZM176 81H174V83H172V84H174L173 89L171 88V87H172V84L170 83V86H169V84H167V86H169L171 89H170L169 87H168V89L165 88L166 90H163V92H161L162 90L160 89V92H161L162 94H164V95H166V94H171L173 91H178V93H180V91L183 90V89H181L182 87H181L180 85H178L179 87L177 86V84H179L178 82H180V81H178V82H176ZM191 81H192V82H191ZM197 81H198V82H197ZM206 81H208V82L206 83ZM226 81H228V83H229V81H231V82H230L231 84L229 83V84H230V85H229L228 83H226ZM156 82H157V83H156ZM182 82H181V84L183 85ZM190 82H191V83H190ZM224 82H225V84H224ZM94 83L96 84L95 87H94V85H95ZM150 83H149V84H150ZM189 83H190V86H187V87H186V84L189 85ZM125 84H124V86H125ZM144 84H147V82H145ZM151 84H150V85H151ZM211 85H212V86H211ZM133 86H135V87H133ZM167 86H166V87H167ZM203 86L207 87L206 85H203ZM90 87H91V88H90ZM137 87H138V88H137ZM144 87H146V86H142V88L145 89V92H146V88H144ZM159 87H160V88H159ZM175 87H177V89H174ZM180 87H181V88H180ZM199 87H200V86H199ZM92 88H93V89H92ZM112 88L114 89V90L111 91L113 94L110 92V90H111ZM196 88H198V86H197ZM209 88H208V89H209ZM128 89H129V90H128ZM179 89H180V90H179ZM158 90H157V88H156L155 92L158 91ZM113 91H114L115 93H114ZM128 91H130V93H128V96H129V97L127 96V92H128ZM134 91H135V90H134ZM143 91H144V90H143ZM164 91H165L166 93H164ZM167 91H168V92H167ZM171 91H172V92H171ZM94 92H95V93H94ZM108 92H110V93H108ZM132 92H133V91H132ZM155 92H154V93H155ZM160 92H156V93H159V95H161ZM169 92H170V93H169ZM75 93H77V94H75ZM83 94H84L85 97H84V96L82 97ZM115 94H116V95H115ZM125 94H126V97L129 98L128 101H129V102H133L132 104H133L134 107L131 106V103L129 104V102L127 101L128 98H126V97L124 96ZM131 94H132V93H131ZM145 94H146V93H145ZM145 94H144V95H145ZM78 95H79L81 98H78V99H77V96H78ZM89 95H90V96H89ZM100 95H101V96H100ZM106 95H104V96H106ZM164 95H161V96L163 97ZM79 96H78V97H79ZM95 96H96V97H95ZM116 96H117L118 98L122 99L121 102H124V101H125L126 104L123 103L125 106L128 104V105H130L129 108L132 107L133 109H135V111L138 112V113H137L138 115H137L135 112H134L135 114L132 113L133 110L131 109V111H130L129 108H127L128 105L125 107L121 102L119 103L118 100H117L118 98H117ZM91 97H92V98L94 97L93 99H94L95 101L92 100V102H94V103L96 102V100H97V102H99L98 100H101L100 102H102V99H103V102H102L103 104H102V103H97V102H96V103L93 105L92 102H91ZM97 97H98L99 99H98ZM101 97H102V99H100ZM110 97H111V98H110ZM113 97H114V98H115V97L117 98V99L115 98L116 101H114V102H115V103L118 102L119 105H118V104L114 105V102L111 101V100H115ZM73 98H74V99H73ZM86 98H87V99L89 98V99L86 100ZM112 98H113V99H112ZM123 98H124V101H123ZM145 98H146V96L144 97V101H146ZM110 99H111V100H110ZM125 99H126V100H125ZM71 100H73V102H72ZM75 100H76V101H75ZM106 100H107V101H106ZM87 101H90V102H91V105L93 106V109H91L92 106H91L89 103H87ZM108 101H109V103H108ZM119 101H120V100H119ZM106 102L109 104V105L107 104L108 107L111 105V106L108 108L109 110H107V108H106V107H107V106L105 105ZM56 103H57V106H59V107L62 106V102H61V101H57ZM70 103L73 104V105H71ZM79 103H80V104H79ZM145 103H146V102H145ZM81 104H82V105H81ZM98 104H99V105H98ZM79 105H80V106H79ZM89 105H90V106H89ZM97 105H98V106H97ZM117 105L120 106V108H121V106H123V109H122V108L119 109V107H117ZM65 106H64V107H65ZM84 106H86V109H82ZM99 106H100V107H99ZM102 106H103V107H102ZM112 106H113V107H112ZM95 107H97V108H95ZM98 107H99V109H98ZM115 107H116V108H115ZM117 108H118L119 110H118ZM75 109H76V110H75ZM77 109H79V110H78L79 113H77ZM81 109H82V111H81ZM88 109H89L90 111H88ZM115 109H117V110L115 111ZM127 109H128L129 111H128ZM136 109H137V110H136ZM100 110H101V111L103 110L102 112H103L104 115H106V114L104 113V112H106V113H107V116H103V114L100 113ZM122 110H123V111H122ZM126 110H127V111H126ZM145 110H146V108H145ZM145 110L143 111L142 114H145V115H146V112H147V111L150 112V111L153 110V109H151V108H147V110H146V111H145ZM72 111H73V112H72ZM74 111H75V113H74ZM80 111L83 112V113H85V112H86V113H85V114H83V113L80 114ZM113 111H115V112H114L115 114H116V112H117V114L115 115L114 113H112ZM118 111H119V113L122 114V115H123V113H124L123 116H125V113H127V112H128V114H132V115L134 114V115H133V116H134V121H133V118L131 117V118H132V122L134 123V125H133V123H131V121H129V123H128V121H127V119L130 118L129 116H132V115H129V116H128V114H126V115L128 116L127 119H126L125 117L121 116V118L123 117V119H126V121H125V120L123 121V124H127V123H128L127 126H128V125L130 126V124H131V125L133 126V128H132L131 126H130L131 128H130L129 126H128V127H129V128H128V127L125 126V125H123L122 127L120 126V125H122V120H123V119L120 121L121 118H119L120 115H119ZM124 111H126V112H124ZM109 112L112 113L111 115L114 114V116H111V115L109 114ZM121 112H122V113H121ZM93 113H94V114H97L99 118H100V116H101V118H103V117H107V118H109L108 115H110L111 117L109 118V120H112V119H114V118H115L116 120L114 119L115 121L112 120V121H113V122H112V121H108V119L103 118L104 120H107V121H104L103 119H102V120H103V121H102V120H100L101 118L99 119V118L97 117V115L95 116V115H93ZM75 114H76V115H75ZM78 114H79L80 116H78ZM90 114L93 115V117H92ZM74 115H75V117H74ZM135 115H137V116H135ZM94 116H95V118L97 117L98 119H97V118L95 119ZM143 116H144V115H143ZM143 116H142V117H143ZM69 117H71V118H69ZM135 117H136V118H135ZM144 117H145V116H144ZM77 118H78V119H77ZM82 118H83L84 120H82ZM86 118H88V119H86ZM92 118L95 119L96 121L98 120V121H97L98 124H97L96 122H94V120H93ZM118 118H119V121L117 120ZM131 118H130V119H131ZM79 119L82 121V123H81V121H80V124L78 123V122H79ZM136 119H137V120H136ZM77 120H78V122H77ZM87 120H88L89 122H87ZM128 120H129V119H128ZM84 121H86V123H88V124L91 125V126H88V124H85ZM73 122H74V123H73ZM76 122H77L78 124H76ZM115 122L119 123V125H115V124H116ZM126 122H127V123H126ZM93 123H94V124H93ZM105 123L108 124V127L110 126L109 128L111 129V132H110V129H109L108 127H106L107 125L104 126L105 128H104V127H100L101 125H104ZM112 123H113V124H112ZM70 124H72V127L70 126ZM95 124H96V125H95ZM135 124H136V126H135ZM92 125H93V127H92ZM86 126H88V127H86ZM113 126H116V127H113ZM118 126H120V127L117 128ZM90 127H92L93 130H92V128L89 129ZM123 127H127L128 129H127V128H126V129H127L128 131H127L125 128H123ZM137 127H138V128H137ZM85 128H88V129L86 130ZM95 128H96V131L94 130ZM107 128H108V129H107ZM116 128H117V129H116ZM136 128H137L138 131L136 130ZM139 128H141L140 130H141V132L143 133L142 135H140L141 132H139V131H140ZM144 128H145V129H144ZM99 129H100V134H101V136H100V134H99V135L97 134L96 136L104 137V135H103L102 133H105V132H107V133H105V134H106L107 136H109L110 138L113 136V137H112L113 139H111V141H112V140H113V141L110 142V143H112V145H111L112 147L108 146V145H110V143L108 142V141H110V140H109L110 138L108 137L109 139H107V136H106V135H105L106 138H102V140L104 139V141H102V143L105 142V143H104L105 146H103L104 144L101 143V139L98 140L99 137H97V139H96V136H95V139H96V140L94 139L93 134L95 135V132H96V133L99 132ZM101 129H102L104 132L101 131ZM106 129H107V130H106ZM118 129H119V130H118ZM123 129H125L126 131H124ZM70 130H71V131H70ZM73 130H75L76 132L74 131V132H75V133H74ZM90 130H92L91 133L94 131L93 134L90 133ZM121 130H123V131L125 132V134H126L127 132H128V133L125 135L124 132L121 131ZM144 130H145V131H144ZM79 131H80V132H79ZM88 131H89V132H88ZM113 131H114V133H116V134L113 135V133H112ZM116 131H117V132H116ZM120 131H121V133H119ZM129 131H131L130 134H129ZM143 131H144V132H143ZM72 132H73V134H72ZM81 132H82V134H80ZM87 132H88V133H87ZM101 132H102V133H101ZM109 132L112 133V134H110ZM89 133H90V134H89ZM139 133H140V134H139ZM108 134H109V135H108ZM118 134H119V135L122 134V135L118 136ZM123 134H124V137H125V138L123 137ZM131 134H133L132 136H134V134H135L136 136L132 137ZM73 135H74V136H73ZM90 135L93 136V137L89 138ZM110 135H111V136H110ZM128 135H130V136H128ZM116 136H117L118 138H117ZM126 136H127V138H126ZM137 136H138V137H137ZM139 136H140V138H139ZM72 137H71V138H72ZM74 137H75V138H74ZM80 137H81V139H83V140L85 139V141L83 142V141H81V139L79 140L78 138H80ZM129 137H130V138H129ZM115 138H116V139H115ZM133 138H134V142H135V143L133 142V140L130 141V140L133 139ZM135 138H137V139H135ZM143 138H144V139H143ZM91 139H92V140H91ZM105 139H107V140H105ZM118 139H120V142H119V143H121V144L118 143L119 146H118V144H117V142L119 141ZM74 140H73V141H74ZM117 140H118V141H117ZM80 141H81L82 143H81ZM86 141H87V142H86ZM92 141H93V142H92ZM95 141H96V142H95ZM97 141H98V142L100 141L99 143L101 144V146H100L99 143H97ZM128 141H129V142H128ZM143 141H144V142H143ZM71 142H70V146H71ZM88 142H89V143H88ZM124 142H125V141H124ZM124 142H123V143H124ZM132 142H133V143H132ZM191 142H192V144H188V145H187V146H189L190 148L193 146V148H191L192 150L189 149V152H190V151H193V149L195 148L194 143H193L194 141L191 140ZM191 142H190V143H191ZM80 143H81V146H80ZM87 143H88V144H87ZM90 143H91V145H92V148H91V147H87V145L89 146ZM95 143H96V144H95ZM106 143H107V144L109 143L107 146H108L109 148H112L111 150L114 149L112 152H111V150L106 146ZM145 143H144V144H145ZM98 144H99V145H98ZM113 144H114V145H113ZM130 144H129V146H132V145H130ZM190 145H191V146H190ZM76 146H77V145H76ZM187 146H186V147H187ZM97 147L99 148V150H101V152H103V153L99 152V153H100V157H101V159H100V157H98V156H97V159H96V157H95L96 155H94V154L98 153V149H95V148H97ZM100 147H101L102 149H104L105 147H107V150H105V149H106V148H105L104 151H103ZM189 147H188V148H189ZM77 148H78V150H77ZM88 148H89V149H88ZM90 149H91V150H90ZM108 149H109V150H108ZM92 150H94V151L92 152ZM95 152H96V153H95ZM189 152H188V153H189ZM99 153H98V154H99ZM106 153H107V154H106ZM190 153H191V152H190ZM72 154L74 155V157L72 156ZM85 154H86V153H85ZM98 154H97V155H98ZM101 154H102V155L104 154L105 156L107 155L106 159H105V157H103ZM115 154H114V152H113V155H115ZM120 154H121V153H120V151H119L118 155H120ZM118 155H117V157H119ZM72 157H73V158H72ZM82 157H84L85 159H83ZM102 157H103L104 159H103ZM108 157L112 160L111 163H109V162H110L109 159H108L109 161L107 160ZM112 157H113V156H112ZM82 159H83V160H82ZM98 159L101 160V161H103V160L106 161V160H107V161H106L107 164L104 163L105 161L101 162V161H99ZM124 159H126L127 162H126V160H124ZM129 160H130V159H129ZM81 161H79V162H81ZM124 161H125V162H124ZM72 162H70V163H72ZM74 162H73V164H75ZM100 163H101V164H100ZM108 163H109V164H108ZM124 163H125V164H124ZM93 164H95V165H93ZM96 164H99L100 168H97L98 166H97ZM111 164H112V165H111ZM113 164H114V166H113ZM118 164H119V165H118ZM71 165H72V164H71ZM71 165H70V167H71ZM77 165H78V166H77ZM89 165H92L93 168L91 169V166H89ZM102 165H103V166H102ZM110 165L113 166V168H112ZM134 165H135V166H134ZM87 166H89L91 170H90L89 167H87ZM94 166H95V167H94ZM96 166H97V167H96ZM101 166L104 167L105 169L103 168V170H102V167H101ZM105 166H106L107 168L110 166V167H111V168L109 167V170H110V171H109L108 169L106 170V167H105ZM132 166L135 167V168H134V169L132 168L131 170H129ZM138 166H140V165L137 164V169H138V168L141 169V170L138 171V172L141 173V172L143 171L144 175H146V171L144 172V169H146V165H145V166L141 165L140 167H138ZM141 167H145V168H141ZM87 168H88V170H90V171L87 172V171H86ZM94 168H95V169H94ZM96 168H97V169H96ZM128 168H129V169H128ZM70 169H71V168H69V170H70ZM99 169H100L101 171H103V173H102ZM111 169H112V170H111ZM119 169H120V170H119ZM142 169H143V170H142ZM72 170H74V169H72ZM98 170L100 171V174H98V173H99ZM104 170H105V171H104ZM118 170H119V171H118ZM138 170H139V169H138ZM82 171H83V172H82ZM85 171L87 172V174H86ZM91 171H92V174H93V172H94V174H96L97 177H96V176H91L90 173H89V172H91ZM106 171H107V172L109 171V173H110L111 175H110L109 173H104V172H106ZM111 171H112V172H111ZM115 171H116V172H115ZM127 171H128V172H127ZM70 172H71V170H70ZM81 172H82V173H81ZM88 173H89V174H88ZM115 173L117 174V176H118L120 179H121V178H122V179H121V180H120V179L118 180V177L115 176V175H116ZM128 173H129V174H128ZM132 173H133V174H132ZM94 174H93V175H94ZM101 174L104 175V177H105L106 174H108V175H106L107 177H105L106 180L103 179V176H101ZM131 174H132V176H131ZM70 175H71V174H70ZM80 175H79V173H78V176H80ZM109 175H110V176H109ZM123 175L125 176L124 178H123ZM108 176H109L110 178H111V176H112V177L115 176L113 179L111 178V180H113V183L115 182L114 184L111 182V180H110V178H109ZM120 176H121V177H120ZM127 176H128V178H127ZM130 176H131V177H130ZM73 177H74V178H73ZM85 177H87V179H89L90 181H91L92 179H94V178L98 179V182H97V180L95 179V183H94L93 180L91 181V182H93V184L91 183L92 186H93L94 184L99 183V182L101 183L102 180H104V181L102 182V184H104V182L107 181V182H108V185H110L109 188H110V187H112V188H111L110 190L108 189L109 191H108V190L106 191V189L108 188V187H107V186H108V185H107V182H105L107 186L104 187L105 184H104V185L101 184V187H104V189H105V191H106V192L104 191V193H105V194L108 193V194H107L108 197H107L103 192H102L103 194H101V191H103V188H101V187L99 188L98 186L95 187L96 185H94V187L100 189L101 191H100V190L97 191V189H94L93 187L90 188V186H91V184H89L90 181H89V183H88V181L85 179ZM92 177H94V178H92ZM101 177H102V178H101ZM116 177H117V181H115V180H116ZM107 178H109V179H107ZM85 180H86V181H85ZM109 180H110L111 184H110ZM77 182H78V183H77ZM79 182H80V184H79ZM86 182H87L88 184H87ZM78 184H79V185H78ZM82 184H83V185H82ZM112 184H113V186H112ZM80 185H81V187H80ZM85 185H86V186H85ZM98 185H100V184H98ZM106 187H107V188H106ZM72 190H74V191L76 190V191L73 192ZM111 190H112V191H111ZM112 192L115 194V196L112 195ZM97 193H99V195H98ZM110 193H111V194H110ZM133 193H134V195H133ZM135 194H136V195H135ZM86 195H87V198H89V196L92 195V197H90L91 200H93V197L96 198V199L93 201V202H94V205H95L96 208L93 207V209H91V208H92V204H93V202L91 201L92 203H90V205H88L89 202H90V200H86ZM93 195H95V196H93ZM97 195H98V197H96ZM103 195L107 197V200L105 199L106 197H104ZM111 195H112V196H111ZM102 196H103V197H102ZM116 196H117V197H116ZM120 196H121V197H120ZM123 196H124V197H123ZM137 196H136V197H137ZM98 198H100V199L102 200V203H103V204L105 203V202H103V201L106 200V202H107L108 199H109L110 202L108 201L109 204H106V205L104 204V205H103V204L101 203V200L98 199ZM102 198H103L104 200H103ZM116 198H118V199H116ZM124 198H125V199H124ZM74 199H72V200H74ZM84 200L88 201V203H87V204L84 203V202H85ZM118 200H119V201H118ZM123 200H124V202H123ZM81 202H80V203H81ZM97 202H98V203H97ZM118 202H119V203H118ZM125 202H127L128 205H127V203H125ZM132 202H131V203H132ZM135 202H136V201H134L132 204H134V205L136 206L137 204H136ZM84 204H85V205H84ZM101 204H102V205H101ZM124 204H125V205H124ZM87 205H88V206H87ZM94 205H93V206H94ZM121 205H122V206H121ZM102 206H103V207H102ZM126 206H127V207H126ZM79 207H80V212H82V210H84L82 213L79 212V210H78ZM123 207H124V208H123ZM125 207H126V208H125ZM131 207H132V206H131ZM81 208H82V209H81ZM89 208H90V209H89ZM99 208H98V209H99ZM128 208H129V209H128ZM89 210H90V212H89ZM71 212H73V213H71ZM89 213H91L93 217H92ZM69 214H68V215H69ZM73 214H74V215H73ZM81 214H82V215H81ZM75 215H76L77 218H78V217H79V218L76 219ZM78 215H79V216H78ZM85 215H86V217H88V218L91 216L90 220H91L92 222H90V220H89V222H88V220H87L88 218L85 219ZM87 215H88V216H87ZM73 217H74V218H73ZM83 217H84V219H83ZM75 220H76L77 223L75 222ZM69 221H70V222H69ZM80 221H81V222H80ZM69 223L72 224V226L70 225V227L73 228V230H75L74 232H73V230H71V229L69 228ZM89 223H91V224H89ZM74 224H75V225H74ZM84 225H85V226H84ZM87 225H88V226H87ZM88 228H89V229H88ZM90 228H92V230H90ZM95 228H96V229H95ZM77 229H78V230H77ZM70 230H71V231H70ZM40 231H42V229H39V231L37 232V233H38V234H37V237H38L39 234H41V233L44 235V232H43L44 230H43L42 232H40ZM82 231H83V234H81ZM71 232H73V233L71 234ZM77 233H79V234H77ZM87 233H88V234H87ZM42 234H41V237H40V236L38 237L39 239L42 238ZM80 234H81V235H80ZM77 235H79V236H77ZM86 235H87V236H86ZM82 236H83V237H82ZM73 239H74V240H73ZM55 242H56V241H55ZM24 247H25V246H24ZM23 250H24V249H23ZM23 250H21V251H23ZM56 260H57V262H58V259H54V262H55V263H57ZM55 263H54V264H55ZM1 264H4V263H1ZM57 264H58V263H57Z\"/></svg>", "mask_w": 264, "mask_h": 264}]
</instances>
